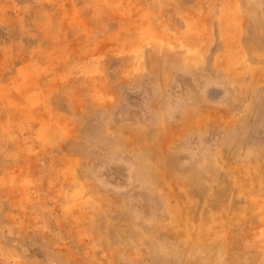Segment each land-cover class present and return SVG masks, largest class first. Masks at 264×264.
Wrapping results in <instances>:
<instances>
[{
    "label": "rangeland",
    "instance_id": "1",
    "mask_svg": "<svg viewBox=\"0 0 264 264\" xmlns=\"http://www.w3.org/2000/svg\"><path fill=\"white\" fill-rule=\"evenodd\" d=\"M0 264H264V0H0Z\"/></svg>",
    "mask_w": 264,
    "mask_h": 264
}]
</instances>
